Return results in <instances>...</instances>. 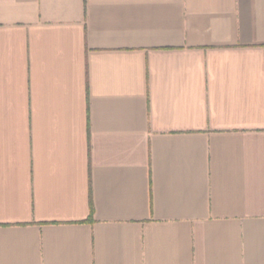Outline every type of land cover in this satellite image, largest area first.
Listing matches in <instances>:
<instances>
[{
  "label": "crops",
  "instance_id": "crops-1",
  "mask_svg": "<svg viewBox=\"0 0 264 264\" xmlns=\"http://www.w3.org/2000/svg\"><path fill=\"white\" fill-rule=\"evenodd\" d=\"M0 264H264V0H0Z\"/></svg>",
  "mask_w": 264,
  "mask_h": 264
}]
</instances>
